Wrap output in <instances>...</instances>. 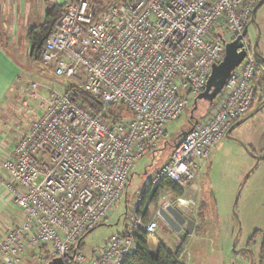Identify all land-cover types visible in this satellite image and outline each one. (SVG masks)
Returning a JSON list of instances; mask_svg holds the SVG:
<instances>
[{"label":"built area","instance_id":"2783aa9c","mask_svg":"<svg viewBox=\"0 0 264 264\" xmlns=\"http://www.w3.org/2000/svg\"><path fill=\"white\" fill-rule=\"evenodd\" d=\"M258 0H69L35 62L40 74L71 92L38 95L35 118L5 153L0 172L22 216L0 238V264H23L32 253L41 263L122 264L134 255L137 239L158 226L146 217L161 181L194 187L197 162L208 158L233 123L250 113L257 61L249 55L229 76L209 114L179 137L161 169L127 211L121 234L101 247L79 248L87 233L109 219L126 193L136 161L157 149L166 125L203 93L211 66L229 41L241 36ZM74 89V91H72ZM76 90V91H75ZM77 91L98 100L103 110L124 105L130 118L111 126L84 107ZM190 108V109H191ZM193 121V120H192ZM86 236V237H85Z\"/></svg>","mask_w":264,"mask_h":264},{"label":"rangeland","instance_id":"374dc122","mask_svg":"<svg viewBox=\"0 0 264 264\" xmlns=\"http://www.w3.org/2000/svg\"><path fill=\"white\" fill-rule=\"evenodd\" d=\"M97 1L99 8H103L113 0ZM245 30V43L251 48L256 45L257 53L264 59V4L256 10ZM220 39L224 45L230 42L229 34L224 30ZM25 40L21 38L20 45L16 47L4 46L24 65V71L22 67L21 70L25 77L17 84V89L11 91L0 109V167L8 147L17 143L18 137L35 118L39 104L36 99H27L29 110L33 111L27 114L28 107L20 89L32 83L37 85L38 95L63 93L67 89L62 81L39 73L36 60L28 57V44ZM257 98H264V94ZM210 105L205 100H198L197 109L192 116L190 107L178 119L166 125L165 136L157 149L135 162L126 193L110 213L109 219L87 235L81 249L87 252L101 247L108 237L124 231L127 211L135 204L137 193H143L146 183L152 180L156 171L169 159L179 137L190 130V124L209 114L212 107ZM190 119L193 122H189ZM231 133L229 140L224 138L218 143L208 158L197 162L194 180L197 191L178 186L182 190L181 197L163 189L156 196L153 194L148 204L146 197L142 200L140 208L146 206L147 219L156 221L158 226L154 236L147 239L151 255L157 254L160 244L175 251L185 240L183 253L179 257L181 264H264V159L248 175L255 166L257 157L264 156V100L262 103L256 101L246 120ZM6 182L5 176L0 172L1 188L5 187ZM177 202L183 210L184 218L194 222L192 228L196 226L187 239L186 225L182 226L179 234H175L154 215L162 206H176ZM20 218L21 214L13 199L9 202L5 199L0 211V238L4 229L16 226ZM40 253H34L23 264H42Z\"/></svg>","mask_w":264,"mask_h":264},{"label":"trees","instance_id":"16d2710c","mask_svg":"<svg viewBox=\"0 0 264 264\" xmlns=\"http://www.w3.org/2000/svg\"><path fill=\"white\" fill-rule=\"evenodd\" d=\"M260 0L257 1V3ZM95 2L98 5V1L95 0ZM256 3V5H257ZM255 5V7H256ZM64 6H58L56 4L49 5L45 18L42 24L31 27L27 30L26 33V40L29 42L30 45V52H29V58L30 60H38L40 57V54L42 52V49L44 47L45 40L49 37V35L54 30L57 23L60 21L62 12H63ZM254 7V8H255ZM253 16L249 18L252 19ZM247 37V36H246ZM245 37V39H246ZM254 54V53H253ZM259 55V54H258ZM258 55L255 54V57L258 59L257 61V75L254 79V87H255V95H254V103L256 101H259L262 103L264 98L258 99L257 96L261 95V97L264 94V64L261 62V58L258 57ZM260 56V55H259ZM67 86L66 92H71V87L69 85L65 84ZM205 90V89H204ZM74 91V89H72ZM76 91V90H75ZM204 92V91H203ZM77 99L80 101V103L88 108L89 110L93 111L94 113H102V117L108 121V123L111 126L122 124L125 120L130 118V111L127 109L126 106L120 104L116 106H111L105 110H103L101 103L98 100L92 99V97L82 91H77ZM215 99L212 103H210L212 106L214 104ZM198 102V101H197ZM254 107V105H253ZM252 107V109H253ZM193 108V107H192ZM197 109V104H196ZM211 109V108H210ZM251 109V110H252ZM192 110V109H191ZM196 111V110H195ZM193 111V113L195 112ZM192 113V115H193ZM191 115V116H192ZM194 117H191L193 119ZM203 117H200L198 119H201ZM189 122H193V121ZM196 120L192 124L195 123ZM165 136V133L163 137ZM162 137V139H163ZM264 158L259 159V161L263 160ZM163 189H168L170 192L176 196L181 197L182 190L173 182L169 180H163L161 181L160 185L157 187L155 193L153 196H156V194ZM196 226L193 228V231H195ZM189 237V233L185 236L187 239ZM148 237L146 235H143L137 239L138 241V248L134 255L130 257L129 259H126L122 262V264H181L180 262V255L183 253L186 241L183 240L175 251H170L168 248H166L163 244H160L158 247L157 254L155 256L151 255L148 250ZM82 245L79 247L81 248ZM262 252V251H261ZM260 252V255H261ZM32 253L31 255H33ZM259 255V256H260Z\"/></svg>","mask_w":264,"mask_h":264},{"label":"crops","instance_id":"0c3cea01","mask_svg":"<svg viewBox=\"0 0 264 264\" xmlns=\"http://www.w3.org/2000/svg\"><path fill=\"white\" fill-rule=\"evenodd\" d=\"M67 1L69 0H0V109L3 108L11 91L13 89H17V84L25 77L22 73L24 65H21L20 61L13 56L11 51L6 50L4 46L11 48L20 45L21 38L24 40L26 39L25 36L29 28L36 27L43 23L49 5L56 4L58 6H63ZM25 41L28 44L27 50L29 57L30 45L27 40ZM20 93L21 95L23 94V87L20 89ZM241 123L242 122L238 125L235 123L231 131L224 138L229 140V136L232 135L231 132H234L235 128ZM190 125L193 127L195 124ZM224 138L220 141V143L224 140ZM11 146H13V143L10 147ZM10 147H8V149ZM262 156L263 155L257 158L261 159ZM192 190L197 191L195 183ZM5 199L9 202L11 198L9 197L5 187L1 188L0 186V211L1 207L4 206ZM177 204L176 206L182 210L179 202H177ZM21 220L22 216L19 222H21Z\"/></svg>","mask_w":264,"mask_h":264},{"label":"water","instance_id":"95a60500","mask_svg":"<svg viewBox=\"0 0 264 264\" xmlns=\"http://www.w3.org/2000/svg\"><path fill=\"white\" fill-rule=\"evenodd\" d=\"M263 4H264V0H260L257 3L256 7L252 10V16L256 12V10ZM246 35L247 33L244 32L243 35L239 36L236 40L232 42H228L224 45L225 56L222 59V62L218 64H213L211 66V71H210L209 77L207 79L206 87H205L206 91L200 94L197 97V99L194 101L193 108L191 110V115L193 111L196 110V104L198 100H205L209 103L213 102L216 96H218V94L222 91L230 73L242 63V61L244 60L246 56V48L244 47V43H243ZM252 52L254 53V56L255 54L258 55L256 51V45L252 48ZM258 57L261 58L260 60L264 64V59L259 55ZM246 118H244L240 122H244ZM240 122H238L237 125ZM186 134L187 132L183 133L182 135H186ZM258 162H259V159L257 158L255 166L253 167V169L249 171L248 175L254 170V168H256ZM158 217H160L163 223L175 234H179V232L181 231V227L183 225L187 226L189 232L191 231L192 226H193V222L186 220L184 218L183 211L179 209L177 206H173L171 204L164 205L163 209L159 210ZM103 224H100L99 226H102ZM94 229L89 231L87 235L90 234ZM234 253L237 254L235 251ZM46 264H63V262L62 260L56 258V259H52Z\"/></svg>","mask_w":264,"mask_h":264},{"label":"bare ground","instance_id":"6f19581e","mask_svg":"<svg viewBox=\"0 0 264 264\" xmlns=\"http://www.w3.org/2000/svg\"><path fill=\"white\" fill-rule=\"evenodd\" d=\"M251 15H252V12H251V14H250V17H251ZM250 17H249V18H250ZM248 22H249V19H248ZM248 22H247V24H248ZM247 24H246V26H247ZM246 26H245V28H246ZM245 28H244L243 33L246 32ZM243 33H242V35H243ZM242 35H241V36H242ZM238 37H239V36H238ZM238 37H237V38H238ZM237 38H236V39H237ZM233 41H234V40H233ZM230 42H232V41H230ZM243 43H244V47L246 48V56H245V58H244V60H245L249 55H254V54L252 53L251 50H250V51H247V49H248V48H247L248 45L245 43V38H244ZM251 49H252V48H251ZM223 58H224V56H223ZM244 60H243V61H244ZM243 61H242V63H243ZM220 62H222V60H221ZM220 62H219V63H220ZM242 63H241V64H242ZM241 64H240V65H241ZM240 65H239V66H240ZM239 66H238V67H239ZM238 67H236V68H238ZM236 68H235V69H236ZM235 69H234V70H235ZM234 70H233V71H234ZM233 71H232V72H233ZM232 72H231V73H232ZM231 73H230V74H231ZM229 76H230V75H229ZM228 78H229V77H228ZM227 80H228V79H227ZM226 82H227V81H226ZM225 84H226V83H225ZM224 86H225V85H224ZM223 88H224V87H223ZM222 90H223V89H222ZM204 91H205V90H204ZM221 92H222V91H221ZM221 92L218 94V96H216L215 101L218 99V97H219V95L221 94ZM203 93H204V92H203ZM215 101H214V102H215ZM253 105H254V103H253ZM252 107H253V106H252ZM248 114H249V113H248ZM248 114H247V115H248ZM247 115H246V116H247ZM246 116H245V117H246ZM245 117H243L242 119H239V120L236 121L235 123L240 122V121L243 120ZM235 123H233V125L231 126L230 130L228 131V133L231 131V129L233 128V126H234ZM194 124H195V123H194ZM193 127H194V126H193ZM193 127H191L190 130H191ZM188 131H189V130H188ZM188 131H187V132H188ZM228 133H227V135H228ZM227 135H226V136H227ZM219 143H220V142H219ZM194 180H195V179H194ZM193 183H194V182H193ZM155 222H156V221H155ZM162 222H163V221H162ZM191 222H192V221H191ZM193 226H194V222H193ZM181 229H182V227H181ZM192 229H193V228H192ZM192 229H191V231H192ZM157 231H158V229H157ZM157 231H156V232H157ZM191 231L189 232V230H188L187 232H185V234H186V233H187V234H188V233L190 234ZM179 233H180V232H179Z\"/></svg>","mask_w":264,"mask_h":264},{"label":"flooded vegetation","instance_id":"af4514ba","mask_svg":"<svg viewBox=\"0 0 264 264\" xmlns=\"http://www.w3.org/2000/svg\"><path fill=\"white\" fill-rule=\"evenodd\" d=\"M247 48H248L247 51H250V50L252 51V49H251L250 46H248ZM252 53H253V52H252ZM224 56H225V53H224ZM205 91H206V90H205ZM205 91H204V92H205ZM161 209H163V206H162L159 210H161ZM159 210L156 211L154 215H155L156 218L159 219L160 222H162V220L160 219V217H158V212H159ZM161 214H162V212H161ZM162 223H163V222H162ZM163 224H164V223H163ZM42 264H46V263H42Z\"/></svg>","mask_w":264,"mask_h":264}]
</instances>
